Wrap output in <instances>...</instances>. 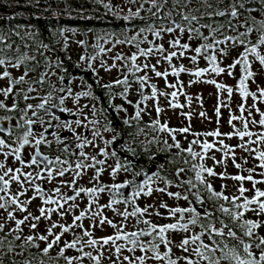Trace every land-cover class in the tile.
I'll return each mask as SVG.
<instances>
[{
    "label": "snow or ice",
    "instance_id": "obj_1",
    "mask_svg": "<svg viewBox=\"0 0 264 264\" xmlns=\"http://www.w3.org/2000/svg\"><path fill=\"white\" fill-rule=\"evenodd\" d=\"M92 2L127 21L128 27L122 38L114 33L95 37L96 55H81L79 60L111 100L120 97L133 108L123 121L135 129L129 133L133 142L151 133L146 143L160 145L169 159L151 173L135 171L133 161L125 157L121 163L112 147L119 134L105 139L97 120L88 121L94 126L92 139L76 134L70 123L56 125L75 135L67 140L51 133L60 154L43 155L40 146L53 142L46 139L47 129L34 132V125L44 124L38 112L60 107L73 90L50 85L41 96L49 72L61 63H49L48 71L33 79L35 69L26 65L36 56L20 49L27 47L25 37L32 39L36 34L28 30L23 35L19 30L0 33V110L22 113L18 119L0 116V133L9 134L0 136V264H5V258L7 264H264V87H250L256 83L257 71L264 72V0H258V9L247 0ZM32 3L39 5L40 0H29ZM65 31L59 35L67 48ZM13 36L22 44L17 45ZM76 43L87 47L85 40ZM36 51L42 54L39 48ZM102 53L111 54V63L102 59L97 67ZM113 69L119 77L100 84V71L110 74ZM182 74L190 77L187 86ZM223 77L236 83L229 85ZM64 80L59 76L61 84ZM194 84L214 88L212 116L203 110L202 95L187 93L186 87ZM55 91L67 96L60 95L55 103ZM131 92L138 99H130ZM81 97L100 98L90 90L75 93L77 114L91 107L95 115L96 105H79ZM161 98L166 107L161 106ZM112 107L127 112L123 104ZM169 109L182 118L180 126L172 127L168 119H162ZM153 112L155 116L145 123L143 117ZM194 118L202 126L207 122L216 127L196 130ZM14 119L19 134L5 123ZM74 123L88 126L81 119ZM225 125L228 130L222 131ZM48 127L53 125L49 122ZM104 132L114 129L105 126ZM97 138L103 146L96 143ZM232 140L236 143L226 142ZM70 144L79 151L73 152ZM87 147L95 152L85 151ZM121 150L136 155L127 142ZM65 154L75 159H62ZM230 166L234 172L228 171ZM105 173L111 178L107 183L102 179ZM121 174L130 178L117 181ZM85 177L87 186L81 183ZM217 180L221 181L218 186ZM227 181L232 182L231 191ZM102 196L107 197L103 202ZM35 201L39 203L30 210ZM109 228L110 233L97 235Z\"/></svg>",
    "mask_w": 264,
    "mask_h": 264
},
{
    "label": "flooded vegetation",
    "instance_id": "obj_2",
    "mask_svg": "<svg viewBox=\"0 0 264 264\" xmlns=\"http://www.w3.org/2000/svg\"><path fill=\"white\" fill-rule=\"evenodd\" d=\"M1 3H7L8 5L10 4L12 8L3 10V12L0 13V17L5 18V21L9 23V20L13 19L16 21L17 19L21 18L20 14H22V10H19V8H22V6H16V4L21 3V0H0ZM14 5V6H13ZM50 17H53V15H49ZM57 16H60L58 14ZM58 21V18L56 19ZM55 29L58 31L54 42H44V41H38V36L37 34L35 35L34 38L29 39L25 37V41L23 42L24 44L27 45V47H21L22 52H26L28 55H35L36 56V61H30L26 65L29 68H34V72L32 73V78L36 79L38 78L39 74L43 71H48L46 65L49 63L56 64L57 62L61 63V67L56 68L53 67L51 71L49 72L48 77L46 78V82L43 85V87L40 89V95L43 96L47 94L49 91V86L50 85H55L56 88L58 89L59 87H71L73 90V96L68 97L65 100V103L61 105L60 107H57L55 109H52L51 112H45L44 110H39L38 116L41 117L44 121V124H36L33 126L34 132L37 134L44 132L45 129H47V132H45L46 139L52 141V145L48 144H42L41 147V152L43 155H47L50 158H54L55 155L60 154L59 151V146L55 143V137L51 135V133L55 132L57 133L61 139L67 138V140H72L74 137V133L68 129V128H63V127H56V125L60 124L61 122L64 123H70L72 124V127L76 128V134H80L81 136H87L88 139H92L91 132L94 130V126L91 124H88V121L91 120H97L100 121L99 125V130L101 131L103 137L105 139H110L112 135L114 134H119V139L114 142L112 145L113 148L117 149L118 155L120 156L121 163L124 162L125 157L131 159L134 163V170L135 171H141L142 169H147L149 173L154 171L156 169V166L161 163H165L169 157L167 153L161 152L160 148L161 146L158 144H147L146 141L148 139H151V133H149L148 136H139L135 139L133 142L132 137L129 135V133H132L135 131L134 128L125 125L123 123L124 119L128 118L131 114H133V108L129 106L122 98L116 97L114 100H111V97L109 93L104 90L103 88L100 87L99 84L96 83L97 77L90 71H86V64L83 62H80L79 58L81 55L85 56H94L96 55L98 50H95V52H91L90 50H85L84 46L79 45L76 43V41L79 40L76 35L73 34V38L75 40V44H77V47H72L70 48L69 46V41H68V47L64 48V41L63 38L59 35L60 30H66L65 34L71 38L67 33L68 32H73V31H78V29L71 28L67 24H62L59 26H56ZM21 30L25 31L28 30L30 32H35L37 30V27L33 26H24L19 27V26H8V25H0V33L3 34H8L11 31ZM74 33V32H73ZM12 39L16 42L17 45H21L22 42L20 39L17 37L13 36ZM42 44H48L50 47L49 49H44L41 47ZM37 48L40 49V52L42 54H37ZM90 49V48H89ZM127 50V49H126ZM105 54H100L98 57V60L96 62V66L98 67L99 60H108L109 63H111V59L109 56L108 58L104 57ZM38 62V63H37ZM228 60H225V63H227ZM79 64V67L77 66ZM258 68V66H257ZM256 70V69H255ZM54 73V74H53ZM63 75L65 77V80L63 84L59 81V76ZM188 76V75H187ZM186 74L181 75V79L185 82V85L187 86L186 78H188ZM100 77L102 79L100 80V84L103 83H108L111 80L118 78L119 77V72L115 69L109 74L104 71H100ZM224 81L226 79H231L228 77H223L222 78ZM81 81L84 83L82 84ZM233 84L236 83V80L232 79ZM256 83L259 84L261 87H264V72L257 71V76H256ZM87 84H92L93 87L92 89H87L86 85ZM257 86V85H256ZM193 85L191 87H186V91L188 94H190V90H192ZM252 89V88H251ZM253 88L252 90H255ZM82 90H90L94 93V96L99 97V100H95L92 97H81L79 101V105H89L91 106L92 104L96 105V108L98 109L96 114H92L91 107L85 108L83 112H80L77 114V109L78 105L75 104L74 98H75V93L82 91ZM60 95H65L67 96V93H60L58 91L53 92V97L54 100L53 102L58 103V97ZM130 99H138V96L135 94V92H131L129 94ZM184 97L180 98V102L184 103L183 101ZM111 101V103H110ZM32 103H37V101H29ZM164 102L163 98H161V106L166 107V105H163L162 103ZM165 103V102H164ZM251 103V101H249ZM112 104L114 105H121L125 108H127V112H117L113 107ZM206 104V102H204ZM20 106H24V102L21 100L20 101ZM264 107V106H262ZM61 108H68L71 109L72 111L70 112H63L61 111ZM203 110L207 111L208 115L213 111V107H207L203 105ZM187 111V109H185ZM179 112V110H177ZM168 114V116H166ZM166 114L162 116V119H168L170 126L172 127H177L181 125V120L182 118L179 115H173L172 111L169 109ZM3 115H13L18 119L19 115H22V113L16 114V113H5L2 110H0V116ZM28 116L31 117V111H29ZM85 116H87V119L85 120ZM155 116V113H152V116L145 115L143 117V121L146 123L148 122L151 118ZM228 116L227 110H224V119H226ZM58 117L59 119H56ZM35 119V117H32ZM76 119H81L84 120L85 123L88 125L87 127H77L75 125V120ZM213 119H215L213 117ZM49 122L53 125V127L49 128L48 124ZM110 122V123H109ZM5 123H10L12 127V131L16 134H19V130L15 129L14 125L16 123V119H14L11 122H5ZM186 123V121H185ZM193 126L196 130H200L202 127H207V128H214L216 127L215 123L212 124H207L205 122V125H201L199 118H194L193 121ZM109 126L114 129V132H104V127ZM141 127L144 126L142 123L140 125ZM222 131H227L228 127L227 125L224 126V128L221 129ZM9 134L7 132L5 133H0V136L7 137ZM141 141H144L145 143H141ZM127 142L128 144L131 145V147L135 150L136 155L133 156L132 153L128 152L126 153L125 151L121 150V144ZM227 143L234 144L236 143L235 140L232 141H226ZM96 143L99 144L100 146H103V141L97 138ZM70 148L73 150V152H78L79 150L75 148L74 144H70ZM32 149L29 148L27 149V152H31ZM85 151L89 153H94L95 150L91 147H87ZM152 157V159H149V157ZM0 159H3V157H0ZM62 159H75L74 156H68V155H62ZM108 163L112 164L113 159H108ZM209 164L210 161H208ZM26 171L31 170V169H25ZM229 172H234L235 169L232 168L231 166L228 168ZM91 173H89L90 175ZM130 178V174L125 175L121 174L119 177H117V181H122L123 179H128ZM104 182H109L111 178L108 176L107 173H105L102 177ZM137 180L142 179V177H137ZM221 181L217 180L216 184L217 186L220 184ZM82 184H85L87 186V177L84 178V180L81 181ZM229 184V190L231 191V181H227ZM50 186V185H49ZM130 190V189H129ZM106 196H102L101 200L102 202L106 199ZM164 199H167L165 197ZM39 201H35L32 205V208L30 210H35L36 204H38ZM111 215V213H108ZM42 226V225H41ZM112 230L109 228L106 230V232H97V235H105L110 233ZM19 259V257H16ZM5 264H7V258H5ZM105 264H108L106 261Z\"/></svg>",
    "mask_w": 264,
    "mask_h": 264
},
{
    "label": "trees",
    "instance_id": "obj_3",
    "mask_svg": "<svg viewBox=\"0 0 264 264\" xmlns=\"http://www.w3.org/2000/svg\"><path fill=\"white\" fill-rule=\"evenodd\" d=\"M247 2L253 8L258 9V0H247ZM16 6H22V8H19L23 12L20 14L21 18L16 21L11 19L7 23L5 18L0 17V25L19 26L22 28L26 25L37 27L34 33L37 34L38 41L54 42L58 33L55 27L64 23L71 28L78 29L81 35L80 40H85L87 44L84 49L91 52L97 50L92 47L95 43V37L104 33H114L122 38L121 34L128 27L127 21L114 17L106 12L102 6L95 5L92 0H67V4L63 0H40L39 5L35 3L29 4V0H21V3L16 4ZM9 8H12L10 4L0 2V13ZM78 13H83V15H78ZM51 14L53 17L49 16ZM58 14L60 16H57ZM57 18L58 21H56ZM24 32L21 30L22 35ZM232 55L235 56V53ZM230 62L228 60L227 63ZM185 64L188 65L187 63ZM201 66H204L203 62H201ZM236 71L238 78L239 69Z\"/></svg>",
    "mask_w": 264,
    "mask_h": 264
},
{
    "label": "rangeland",
    "instance_id": "obj_4",
    "mask_svg": "<svg viewBox=\"0 0 264 264\" xmlns=\"http://www.w3.org/2000/svg\"><path fill=\"white\" fill-rule=\"evenodd\" d=\"M122 2H123V0H113V3L114 4H122ZM73 32H68L67 33L71 37L69 39V43H70L69 44L70 45L69 47L70 48L77 47L76 46L77 44H75V40L73 38V34L76 35L77 38H79V40H80V37H81V35L79 34L78 31H73ZM118 50L126 51V48H124V49H118ZM109 56H111L110 53L109 54H105L104 57L105 58H108ZM184 63H187L188 64V61H184ZM189 78H190L189 76H188V78H186L187 79L186 82H188ZM224 82L228 83L229 85H234L232 79H226V81H224ZM256 85H257V83H253V84L250 85V87L253 89V88L256 87ZM159 86L161 88L164 87L163 81H159ZM212 92H214V88L212 86H210V85H206V84H194L192 90H190V95H194V96L197 95V94L202 95L203 101L206 102V104H204V105L207 106V107L208 106L209 107H213V104L215 103V97L212 96V95H210V93H212ZM183 101H184V99H183ZM164 102L162 104L163 105H166V101L165 100H164ZM195 104H196V102L193 101V106H195ZM166 116H168V114H166ZM209 116H212V112L209 113ZM217 155L219 156V154H217ZM210 163H212V162L210 161ZM217 171H220V169L218 168Z\"/></svg>",
    "mask_w": 264,
    "mask_h": 264
}]
</instances>
